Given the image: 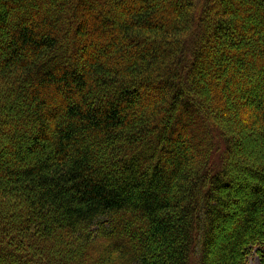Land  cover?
Returning a JSON list of instances; mask_svg holds the SVG:
<instances>
[{
    "label": "trees",
    "instance_id": "1",
    "mask_svg": "<svg viewBox=\"0 0 264 264\" xmlns=\"http://www.w3.org/2000/svg\"><path fill=\"white\" fill-rule=\"evenodd\" d=\"M255 248L264 0H0V264Z\"/></svg>",
    "mask_w": 264,
    "mask_h": 264
},
{
    "label": "rangeland",
    "instance_id": "2",
    "mask_svg": "<svg viewBox=\"0 0 264 264\" xmlns=\"http://www.w3.org/2000/svg\"><path fill=\"white\" fill-rule=\"evenodd\" d=\"M238 174L243 176V174L241 172H238ZM236 208H237V206H234L233 209L236 210ZM256 251H257V248H255L251 251V254H250L249 259H248V264H261V258L259 257V255L257 254Z\"/></svg>",
    "mask_w": 264,
    "mask_h": 264
}]
</instances>
